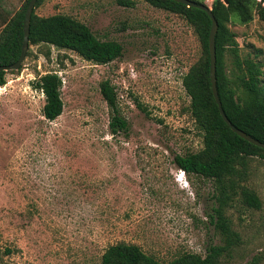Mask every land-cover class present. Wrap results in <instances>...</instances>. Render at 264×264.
<instances>
[{
	"label": "rangeland",
	"instance_id": "374dc122",
	"mask_svg": "<svg viewBox=\"0 0 264 264\" xmlns=\"http://www.w3.org/2000/svg\"><path fill=\"white\" fill-rule=\"evenodd\" d=\"M23 1L0 0V8L11 15ZM131 1L128 8L117 0H45L32 10L73 18L100 41L120 44L122 53L100 66L70 51L28 46L19 69L4 73L0 264H99L116 242L166 262L182 252L203 256L209 244H219L207 218L211 181L181 177L172 164L175 155L201 148L180 83L197 59L198 42L179 16ZM229 28L240 56L264 64V24L253 16ZM45 73L61 81L62 111L52 122L41 116L43 97L32 88ZM102 81L113 88L124 132L109 133ZM241 184L259 208L236 197L225 211L240 239L232 264H264L263 159L247 160Z\"/></svg>",
	"mask_w": 264,
	"mask_h": 264
},
{
	"label": "trees",
	"instance_id": "16d2710c",
	"mask_svg": "<svg viewBox=\"0 0 264 264\" xmlns=\"http://www.w3.org/2000/svg\"><path fill=\"white\" fill-rule=\"evenodd\" d=\"M45 0H36L38 7ZM149 6L175 14L191 28L199 46L194 63L180 79L188 98V113L201 138V148L195 153L175 155L172 164L186 176H199L212 183L214 207L207 215L219 237V244H209L203 256L182 252L161 262L130 243L109 244L99 258V264H232V255L240 244L239 235L231 229L225 211L236 197L242 206L258 209L256 195L241 183L246 176L247 160H264V151L242 140L221 120L213 101L208 79L209 58L207 37L210 20L195 8L169 0H140ZM205 5V0H190ZM28 0L10 15L0 8V65H11L18 58L22 40V18ZM123 7H132L131 0H117ZM208 7V6H206ZM216 22L214 34V79L222 112L230 124L264 144V64L240 56L235 34L229 25H246L253 16L264 24V0H212L208 7ZM44 45L70 51L85 62L106 65L122 53L120 44L100 41L84 24L65 15L39 17L32 12L28 26V46ZM5 72H0V86ZM32 88L43 97L41 116L54 121L62 111L61 81L55 73H45L32 82ZM99 93L110 110L108 130L111 135L127 129L125 120L116 110V95L108 81L99 83ZM145 115H148L141 109ZM7 253H10L6 249Z\"/></svg>",
	"mask_w": 264,
	"mask_h": 264
},
{
	"label": "water",
	"instance_id": "95a60500",
	"mask_svg": "<svg viewBox=\"0 0 264 264\" xmlns=\"http://www.w3.org/2000/svg\"><path fill=\"white\" fill-rule=\"evenodd\" d=\"M181 5H184L185 7L189 8H195L198 9L202 12H204L208 19L210 20V29L208 32V37H207V49H208V58H209V70H208V79H209V87H210V92L213 98V101L216 105V109L218 111V114L223 121V123L229 128V130L234 133L236 136L241 138L242 140L246 141L247 143L258 147L259 149L264 151V144L260 143L254 139H252L250 136L246 135L242 131L234 128L230 122L226 119L224 116L221 105L217 96L216 88H215V79H214V34L216 32V22L210 12V9L206 7L205 5H200L193 3L190 0H169ZM36 0H28L26 7L24 9L23 13V18H22V40H21V45H20V50L18 54V58L14 63L11 65L3 66L0 65V72H7V71H16L19 69L21 62L23 61L26 51L28 49V26H29V19L30 15L32 13L34 4Z\"/></svg>",
	"mask_w": 264,
	"mask_h": 264
},
{
	"label": "clouds",
	"instance_id": "9594fccd",
	"mask_svg": "<svg viewBox=\"0 0 264 264\" xmlns=\"http://www.w3.org/2000/svg\"><path fill=\"white\" fill-rule=\"evenodd\" d=\"M184 173H181V177H183Z\"/></svg>",
	"mask_w": 264,
	"mask_h": 264
},
{
	"label": "built area",
	"instance_id": "2783aa9c",
	"mask_svg": "<svg viewBox=\"0 0 264 264\" xmlns=\"http://www.w3.org/2000/svg\"><path fill=\"white\" fill-rule=\"evenodd\" d=\"M180 173H182V172L180 171Z\"/></svg>",
	"mask_w": 264,
	"mask_h": 264
}]
</instances>
